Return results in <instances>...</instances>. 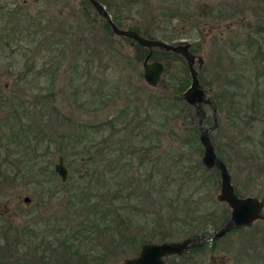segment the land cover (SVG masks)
<instances>
[{"label": "rangeland", "instance_id": "rangeland-1", "mask_svg": "<svg viewBox=\"0 0 264 264\" xmlns=\"http://www.w3.org/2000/svg\"><path fill=\"white\" fill-rule=\"evenodd\" d=\"M98 1L120 27H135L159 39L164 33L173 37L163 39L171 43L189 41L191 52L203 58L193 67L211 102L201 103L200 116L183 99L190 83L185 61L157 46L150 58L161 61L163 70L155 85L145 83L144 48L114 34L89 0H0V35L18 22L22 35L35 36L18 52L0 39V264H83L84 259L94 264L99 253L101 264H111L135 255L141 239L187 237L171 214L163 213V194L192 199L190 208L210 203L206 197L219 207L226 205L216 198L217 169H206L200 160L198 120L225 163L236 194H264V0ZM247 34H254L263 46L256 42L244 48ZM97 89L101 102L92 95ZM178 92L181 99L174 97ZM123 106L134 115L133 123H141L134 130L121 129L119 135L123 149L132 155L125 181L113 175L114 167L108 170L98 154L94 163L87 158L90 149L102 144L105 121ZM26 113L35 123L27 132L11 122L18 115L24 120ZM69 123L89 132L81 143L87 153L62 137ZM59 153L67 167L63 181L53 170ZM34 154L43 160L49 154L53 173L33 177L32 170L16 160ZM138 156L143 157L141 163ZM93 169L111 180L109 194L114 190L118 195L113 204L128 220L122 230L136 234L137 241L114 245L105 236V222L87 225L91 220L80 206L85 194L91 195L90 190L83 193V187L96 184L89 175ZM217 226L207 223L208 233ZM244 227L223 234L212 247L206 241L201 250L164 259L167 264H264V217Z\"/></svg>", "mask_w": 264, "mask_h": 264}, {"label": "trees", "instance_id": "trees-1", "mask_svg": "<svg viewBox=\"0 0 264 264\" xmlns=\"http://www.w3.org/2000/svg\"><path fill=\"white\" fill-rule=\"evenodd\" d=\"M110 16L113 22L115 24H118L116 17L114 15H110ZM19 25L20 23L13 22L12 25L9 27V30L4 31V33L0 35V39H4V43L11 45L12 50L17 51V52L23 49L26 50L27 49L26 46H28V44H30L35 39V36L33 34L31 35V34L25 33V35H22L20 33V29L17 30ZM106 26L108 27L107 24ZM132 29L136 30L137 28L133 27ZM27 35H30V36H27ZM160 36L163 39H167V40H170L173 38L171 36H167L164 33L160 34ZM259 41H258V38L254 34H252L251 36L247 34L244 36V39H243L244 48H249V47L252 48L251 45ZM262 44L260 45V42H259L258 46L262 47L263 46ZM139 46L144 48V52H143L144 54L147 51V49L144 46H141V45ZM262 55L264 56V52L262 53ZM97 93H98V89L95 92H93L92 95L94 94V96H96ZM96 97L97 99L99 98L98 95ZM174 97L181 99L179 92L178 94L176 93ZM215 100H216L215 101L216 106L219 107L220 106L219 101L217 100V98ZM98 102H101L100 98L98 99ZM127 108L128 106L121 107L120 109L117 110L116 114L113 117H111L110 119H107L105 121V124L103 123L104 126L101 127V129L104 131L103 134H101L102 144L98 145V147H96L94 150H91L89 148L90 149L89 153L85 152V151H88V148L86 149L85 147L82 146V144L85 143L84 142L85 134L89 133L86 131L85 128H83L82 130L84 132L86 131V133H82L78 130L79 128H77L75 124L69 123V130L65 131L62 134V137L65 140H72L74 148L79 144L81 145L80 150L82 151V154L87 153V158H89L88 159L89 162L91 160H92V163L97 161V159H95V156L96 154H98V160L106 161V163L108 164V170H111L114 167L113 175L115 176L118 175L119 178L123 179L124 181H125V177L129 173L128 172L129 169H131L132 155L130 154L131 151L127 152L125 151V149H123L124 148V143L122 142L123 139L119 135H121V129L131 128L132 130H134L137 126L141 124L140 121H135L133 123V120H135L134 115L129 114V110ZM22 116H25L24 120L22 119L21 121V117L20 115H18V119L13 120L11 122H13L14 125L20 124L21 128L19 129L23 128L24 131L26 132L30 131L31 128H34L35 126L34 120L28 114L22 115ZM116 123L122 124V127L117 128L115 125ZM8 127H9V130L12 132L13 125L8 124ZM88 127H92V126H88ZM30 148L34 150L33 147H30ZM115 152H119L120 154L117 156L118 153L115 154ZM63 153L66 154V152H63ZM114 154L115 156L112 157ZM124 155H127L128 157L125 160H123L122 158L124 157ZM137 158H138L137 159L138 162L141 163L143 157L138 156ZM153 159L155 160V158ZM16 160L19 162L25 163V166H27L29 170H32L31 174L33 177L34 176L37 177L39 173H46V174L53 173V170L50 167V155L49 154L45 155L44 160L43 158L38 159L36 154H34V156L32 155V157L31 155H29L28 158H25L22 155H19ZM37 160L41 161L40 163L44 161V163L37 164ZM200 166L202 170L204 171L203 166L201 164ZM89 175L92 176L96 184L91 185L90 183L88 184L86 183L87 188L83 187L85 189V190H82L83 193H87V191L90 190L91 195L85 194L87 195L86 199L82 203V206H80L82 211L86 214L85 217L91 220V223L87 222V225L89 226L90 224H92L93 227H97V225L100 222L101 223L105 222L104 223V229L106 231L105 236L110 238L111 241L113 240L114 245L116 244L123 245L128 241L129 243L137 241L139 237L136 234L132 236H128L122 230V225L127 224L128 220H127L126 214L124 213V215H122L121 212L119 211L120 206L117 203L113 204V198L115 199L118 195L113 193L114 190L109 194L108 188H112L109 186L110 185L109 183L111 182V180L109 181V177L103 178L102 177L103 174H101L100 172L95 173L94 169L91 171ZM11 176H14V175L11 174ZM97 179L99 181H97ZM194 187H197V186H194ZM193 189L194 188L189 190L190 193L186 194L187 197L188 196L190 197L193 195L192 193ZM111 194H114V196ZM161 199H162L161 205L165 209L163 213L171 214L172 216L171 221H173V223H175L177 226H180L182 229L181 233H183V235H186V236H196L199 233H207L208 232L206 228L207 223H210L212 226L215 227L228 216V207L226 205H222L221 207H219L218 201H215L214 199L211 200V198L207 199L206 197V200H210V203L206 204L205 206H202L201 208L197 205L190 208L191 205L189 203L193 202L192 199L189 201H187L185 198L181 199L179 198L178 193L175 195L163 194ZM120 205L123 206L124 204L121 203ZM96 220H97V223H96ZM244 228H245L244 226H239V227L233 228L230 231L244 229ZM230 231H227L225 234H227ZM117 233L120 234L118 237L115 236V234ZM91 234L93 233H89V235ZM117 239H120V240L116 241ZM215 240H211L210 242L211 247L216 244ZM145 241L146 240L141 239L138 242L143 243ZM206 244L207 243L204 242L203 244L199 246H194V247L189 248L187 251L201 250L206 246ZM101 255L102 253H99V257H98L99 259L97 258L94 259L96 261L94 264H101L103 260V259H100ZM179 256L181 255L179 254ZM88 260H89V264H93V262L91 261L93 259H88ZM81 262L83 264H87V259H84Z\"/></svg>", "mask_w": 264, "mask_h": 264}, {"label": "water", "instance_id": "water-1", "mask_svg": "<svg viewBox=\"0 0 264 264\" xmlns=\"http://www.w3.org/2000/svg\"><path fill=\"white\" fill-rule=\"evenodd\" d=\"M89 2L94 7L95 11L104 18L114 34L131 38L147 49L141 60V74L144 82L148 85H155L163 70V64L161 61L150 58L153 46L177 53L184 59L190 77V83L183 92L182 97L186 102L193 104L200 116H202L201 103H210L211 99L208 96H205L204 90L198 82L196 75L197 71L193 67L195 60L199 66L202 63L203 58L201 55H195L191 52L190 42L181 39L175 43H171L163 39L142 35L137 30L129 27H120L113 22L110 14L102 3L98 0H89ZM214 109L215 108H213V110ZM197 125L199 129L198 139L202 146L200 160L206 169L212 167L217 169L219 187L216 193V198L227 205L228 216L209 233L187 236L179 240H162L158 242L145 241L140 244L135 255L115 261L111 264H167L164 259L166 255L181 254L191 247L199 246L206 241L215 240L235 227L250 225L253 220L264 217V194L260 197L254 195L239 196L236 194L231 182V175L227 170L225 163L216 154L214 146L207 133V128L201 125L200 120L197 121ZM53 170L59 176L61 181L65 180L67 167L65 166L63 156L60 153L57 154L56 162L53 164ZM22 199L27 202L29 201V196L24 195Z\"/></svg>", "mask_w": 264, "mask_h": 264}]
</instances>
